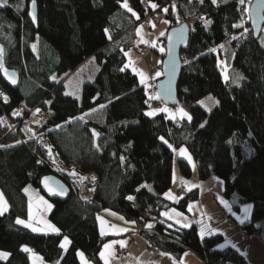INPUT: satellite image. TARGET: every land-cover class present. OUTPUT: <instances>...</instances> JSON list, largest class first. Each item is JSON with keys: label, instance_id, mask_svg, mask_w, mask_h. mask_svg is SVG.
Here are the masks:
<instances>
[{"label": "trees", "instance_id": "obj_1", "mask_svg": "<svg viewBox=\"0 0 264 264\" xmlns=\"http://www.w3.org/2000/svg\"><path fill=\"white\" fill-rule=\"evenodd\" d=\"M251 2L128 0L137 19L122 6L123 0H35L37 25L31 20L32 0H7V6L0 7L5 67L20 76L19 86L11 88L0 72V90L9 98L5 102L0 97V114L18 107L27 112L16 132L0 125V193L7 204L0 215V250L9 254L0 257V264H31V251L50 264H81L79 251L94 264H103L101 249L111 239L99 232V209L79 200L70 177L54 169L45 147L29 131L30 120L47 110L53 116L40 133L67 167L97 174L95 198L101 208L137 225L157 250L176 257L191 250L206 264H248L237 250L221 247L222 235L201 239L197 225L178 227L164 213L171 207L187 211L198 198L196 190L175 200L165 195L172 187L173 148L185 146L200 180L215 176L224 182L227 199L238 198L235 212L252 205L242 227L245 234L264 241V43L251 29ZM153 3L158 7L153 9ZM150 15L170 22V29L183 23L191 27L189 44L181 51L178 84V106L191 121L164 112L147 115L148 92L125 67L135 28ZM237 24L243 26L234 27ZM224 43L233 49L234 64L244 75L240 84L224 79L212 51ZM91 58L98 63L97 74L84 81L79 97L69 94L67 80ZM164 58L165 52L161 69ZM207 96L216 99L210 111L201 104ZM179 166L183 176L192 175L186 159H179ZM52 174L70 187L67 198L49 199V219L59 232L34 233L16 223L28 216L25 189L32 187L46 197L40 184ZM151 222L153 229H148ZM65 236L70 240L66 252L61 247ZM25 246L31 251H24Z\"/></svg>", "mask_w": 264, "mask_h": 264}, {"label": "crops", "instance_id": "obj_2", "mask_svg": "<svg viewBox=\"0 0 264 264\" xmlns=\"http://www.w3.org/2000/svg\"><path fill=\"white\" fill-rule=\"evenodd\" d=\"M150 21L151 20L146 19V21H143L142 23L138 24L135 28V33L137 32V29L139 28L140 25L146 22L150 23ZM169 29H170V25L168 21L167 23L162 22L161 24L158 25L156 29H154L155 34L158 35V40L160 43L163 42L162 38L167 35ZM161 33L164 34L161 35ZM81 67H79L76 70V72L79 71ZM149 70L152 79L159 77L161 78L162 69L159 66L158 67L151 66V69ZM156 73H160V75H156ZM183 158L190 163L193 169V173L190 176V178L183 176L179 169V165L177 166L176 163H174L172 187L168 192H171L176 199H179L181 198V194L179 193V188L181 185H183L184 187H186L188 193L196 190L198 193V198L189 203V205L192 206L191 211H189V205L187 211H181L176 207H171L167 211V213H169L172 216L171 219L172 223L178 227L184 228L181 226V224L176 223V220L180 219L182 223L188 222L190 223L191 226L197 225L200 232H201V228L203 227L206 233L205 236L209 235L207 234L209 228L216 229L217 232L213 234L222 235L224 238V242L222 245H227L222 248L229 247L237 250L240 254H242L246 258L248 264H264V241L257 236L248 235V237L245 238L244 236L247 234H245V231L243 230L242 227V223H240V219L245 218L246 206L250 204L242 205L240 207V210L238 212H235L233 208H235V206L237 205L238 198L236 196H234L232 199H227L225 197L224 182L215 176H211L206 180H200L197 175V170L193 166L192 162L186 156H184ZM31 191H32V196L28 194L29 205H31V208L29 207L28 209L27 218L21 220H24L26 223H31L32 225V223H34L35 219L37 218V215L39 214L38 205L39 203H41L39 201L41 195L39 191L34 188H32ZM170 200H175V199H170ZM221 200L226 201L231 206V209L229 210L228 208H226L224 204L221 203ZM49 205H51V207L49 208L47 205L46 208L48 213H50V211L53 208V204L51 203V201ZM173 209H175V212L182 213L183 216L177 217L175 215V212L172 211ZM231 210L234 211V215H235L234 221L237 225L235 229H231L227 222V216H230L229 214ZM30 213H31V218H30ZM113 213L115 215H113ZM250 215L251 212L248 215V218L250 217ZM118 217H123V216L111 210H105L103 208L101 212L97 211L100 234L102 236L111 237V239H109L101 249V252H103L105 255V259H107L108 261V264H206V262L203 259H201L195 252L191 250H187L180 257H176L172 253L164 252L160 250L153 253L148 248V244H149L148 240L145 238L144 235H142L139 232V227L125 220L124 217L123 220L119 219ZM247 219H245V221ZM150 224L154 226L152 222ZM21 225L25 226L24 224ZM53 226H55V228L58 229L56 225ZM28 228L32 230V228L30 227ZM121 228L126 229V231L119 232L118 229ZM48 229H49V233H57L52 231L50 228ZM148 229H153V227L151 228L148 227ZM67 241L68 243H65V238H63L62 244H64L63 247L64 252H66L70 246L69 240ZM120 241L126 242L124 246H121ZM229 241L231 243H228ZM232 244H234L235 247H232ZM105 245H110V247L106 249ZM120 251L123 252L121 257L118 256V253ZM80 253L83 252L81 251L78 252V258L81 264H85V262H87V264H94L85 256L84 253L82 258ZM30 259H31V264H47V262H45L40 255L34 253L33 251H31L30 253ZM105 259L101 258L103 264H105ZM229 264H234V263H229Z\"/></svg>", "mask_w": 264, "mask_h": 264}, {"label": "rangeland", "instance_id": "obj_3", "mask_svg": "<svg viewBox=\"0 0 264 264\" xmlns=\"http://www.w3.org/2000/svg\"><path fill=\"white\" fill-rule=\"evenodd\" d=\"M250 6V5H249ZM175 9H173L174 12ZM147 20H150L149 18ZM165 20L162 18V21L160 23L153 22L152 20L150 23L146 22L143 23L142 25L139 26V34H138V29H137V36L135 39L134 46L130 48L129 50L126 51L127 55V65L128 67L133 71L135 68L137 71H142L145 74V82L143 83V86L146 88L149 99H150V106L147 111V113H153V115H157L160 112H164L166 114H169L174 117H181L180 116V109H182L180 106H169L165 105L162 102H159L155 98L151 97H157L158 92L156 90V85H157V80L160 78H154L152 79L150 70L151 66H159L161 63V55L166 52V47L163 45V42L160 43L158 40V35L155 34L154 29L158 27L159 24L162 22L164 23ZM170 25V22H169ZM167 36V35H166ZM162 38V41H165V37ZM262 42L264 43V29L262 32ZM155 44V47L152 45ZM223 47L217 46L215 47V53L218 56L219 63L221 65L222 71H223V77L225 79V76L228 77L229 80H231L234 84H240L242 79L244 78V75L242 71L234 64V54H233V49L229 46V43H224L222 44ZM0 48H2L0 46ZM160 48H163L164 51L161 52ZM140 49H144L145 53L141 54L139 53ZM35 50H37V44H35ZM97 69L99 70L98 63L96 59H88L86 60L82 67L79 69V71L75 72L72 74L71 77L67 80V92L73 96L79 97L81 95V86L84 83V81L87 80H92L95 75L97 74ZM134 72V71H133ZM137 74V72H134ZM138 75V74H137ZM163 76V73L161 77ZM139 80L141 81V77L138 75ZM202 106L206 108L207 110H211V108L216 104V99L213 96H207L203 100H201ZM167 109L168 111H165ZM48 114V116H47ZM151 115V116H153ZM48 117H50L49 113L46 112V114H43L42 112H39L36 117H34L32 120H30L28 128L31 131L33 135H39L40 130L42 129L43 126L46 125V121L48 120ZM45 119V121H44ZM36 123V124H35ZM181 148L186 149L187 154L190 155L191 157V162L193 166L196 168V164L194 161L193 156L187 149V147L182 146L180 148H173L176 149L175 151V163L178 166L179 165V158H183L184 156L180 155L179 150ZM187 157V156H186ZM180 169V166H179ZM181 171V170H180ZM190 178V177H188ZM32 187H29L27 189V193L32 196ZM41 195V194H40ZM40 197H43V201H47V204H45L41 199L39 201V214L37 215V218L35 219L34 223H32L31 228H37L39 231H33L34 233L38 234H45L49 233L48 225H54L51 220L49 219V213L47 211V205H49L50 200L41 195ZM35 200V199H34ZM230 216H227V222L228 225L231 229L236 228V223L233 221V224L229 221V218H232L234 220V212L231 210ZM236 225V226H235ZM67 237V236H65ZM64 237V238H65ZM245 238L247 237L244 236ZM67 240H69V237H67ZM70 242V240H69ZM27 247V246H25ZM24 247V248H25ZM28 248V247H27ZM68 250V249H67ZM0 253H7L5 251L0 250ZM3 259H7L8 256L6 257H1ZM50 264V263H47Z\"/></svg>", "mask_w": 264, "mask_h": 264}, {"label": "water", "instance_id": "obj_4", "mask_svg": "<svg viewBox=\"0 0 264 264\" xmlns=\"http://www.w3.org/2000/svg\"><path fill=\"white\" fill-rule=\"evenodd\" d=\"M32 12H33V6L31 4L30 8V15L32 22L37 25L38 23V13H37V7L35 3V21L32 19ZM251 15L252 19L250 20L251 29L253 32V35L256 39L260 38L264 29V0H252L248 15ZM255 21V23H253ZM190 33H191V27L188 23H183L179 26L173 27L169 29L167 36H166V52H165V58L162 62V73L163 76L160 80H158L156 85V90L158 92L159 100L164 103L165 105H173L176 106L179 103V97H178V84L179 80L182 74V58H181V51L186 49L189 44L190 39ZM171 37V41L169 38ZM3 59V57H2ZM3 65L5 67V62L3 59ZM8 72L15 73V76L12 77L16 80V83H11L10 79L7 78L4 75V72L0 70L1 77L4 80V82L11 88H17L20 84V76L19 74L13 70L8 69ZM51 178L48 183L49 185L59 190V188L63 187L67 190L65 195H52L47 188L44 186V178L41 181L40 188L46 195L48 199H65L70 194V187L66 183L65 180H63L61 177L52 174L49 176H46Z\"/></svg>", "mask_w": 264, "mask_h": 264}, {"label": "snow or ice", "instance_id": "obj_5", "mask_svg": "<svg viewBox=\"0 0 264 264\" xmlns=\"http://www.w3.org/2000/svg\"><path fill=\"white\" fill-rule=\"evenodd\" d=\"M149 2H150V0H149ZM200 2L203 3V0H200ZM239 2H240L241 4H244V3H245V0H239ZM212 3H213V4L217 3V0H212ZM6 6H7V0H0V7H6ZM32 6H33L32 19H33V21H35V0H32ZM122 6H123L124 8H126L129 12H132V14H133L134 16H136L137 19H139V16H138V15H137V14L131 9V7H129L128 0H123V4H122ZM151 7H152L153 9H155L156 7H158V5H156V4L153 3V4H151ZM163 11H164V12H167L168 9H167V8H164ZM248 18H249V19H252V17H251L250 14H249V17H248ZM165 23H167V21H165ZM253 23H255V21H253ZM242 26H243L242 24L234 25V27H242ZM105 31H107V30H105ZM245 31H247V29H245ZM138 34H139V29H138ZM163 34H164V33H161V35H163ZM110 38H111V37H109V39H110ZM233 39H237V37L234 36ZM169 40L171 41V37L169 38ZM152 46L155 47V44H153ZM221 47H223V45H221ZM33 48H35V45H33ZM160 51L163 52L164 49H163V48H160ZM212 51H215V49H213ZM126 55H127V53H126ZM2 57H3V49L0 48V70H2V71L4 72V75H5L7 78L10 79L11 83L15 84V83H16V80L12 78V77L15 76V73H11V74H10V73L8 72V70H7L6 68H4ZM125 67H128V65H126ZM122 70H123V69H122ZM133 71H134V72H137V74L141 77V83H144V82H145V74H144L142 71H137L135 68L133 69ZM156 75H160V73H156ZM53 79H55V77H53ZM227 79H228V77L225 76V80H226V81H227ZM0 97H3V99H4L5 102L8 101V97H7L6 95H4L2 92H0ZM151 98L159 99L158 96H157V97H151ZM49 103H50V102H49ZM201 103H203V102H201ZM101 107H103V106H101ZM37 111H39V110H37ZM165 111H168V110L165 109ZM209 111H210V109H209ZM13 114H14V115H19L20 113H19V111H17V112H15V113H13ZM147 115H153V113H147ZM180 116H181V118H185V117H187V119H188L189 121H191V116L188 115V113L185 112L183 109H180ZM173 118H175V117L173 116ZM2 122H3V120H2V118H0V123H2ZM203 126H204V125L202 124L201 127H203ZM29 131H30V130H29ZM30 138H31V137H30ZM161 139L163 140L162 137H161ZM164 142L167 143V141H164ZM168 146H169L170 148L172 147L170 144H169ZM173 151H176V149H173ZM179 153H180V155H182V156H187V158H188L189 160H191V157H190V155L187 154L186 149L181 148V149L179 150ZM49 155H51V149H50V147H49ZM71 174H72V175H76V173H75L74 171H73V173H71ZM50 179H51V178H49V177H45V178H44V186H45V188H47L48 191H49L52 195H65L66 192H67V190L64 189L63 187L59 188V190L52 188V187L49 185V183H48V181H49ZM82 179H86V178H82ZM93 179H95V177H93ZM149 190H151L150 187H149ZM25 191H27V189H25ZM165 195H166L169 199H176V198L172 195L171 192L165 193ZM40 199L43 201V197H41ZM128 199H129V200H132V199H134V198L131 197V196H129ZM43 202H44L45 204H47V201H43ZM221 203L224 204V206H225L226 208H228L229 210L231 209V206H230L226 201L221 200ZM29 207L31 208V205H29ZM48 207L50 208L51 205H48ZM251 209H252V205H247V206H246V208H245V218H244V219H240V223L243 224V223L245 222V219L248 218V215L250 214ZM6 210H7V204H6V201L3 200V195H2V193H0V215H2L3 212L6 211ZM191 210H192V206L189 205V211H191ZM172 211L175 212V209H173ZM113 215H115V214L113 213ZM164 215L167 216L169 219H172V216H171L169 213L166 212V213H164ZM175 215H176L177 217H182V216H183V214H182V213H179V212H175ZM30 218H31V213H30ZM118 218L121 219V220H123V217H118ZM16 223H18V224H24L26 227H30V228L32 227L31 223H26L24 220H21V219H17ZM176 223H177V224H181V226L184 227V228H187V227H190V226H191L190 223H188V222H183V223H182L180 219H177V220H176ZM171 226H172V225H169V227H171ZM113 227H115V226H113ZM147 227L151 228V227H153V225H152V224H148ZM48 228H50V229H51L52 231H54V232H57V233L59 232V229L55 228V226H53V225H50V224H49V225H48ZM32 230H33V231H39V229H37V228H32ZM118 231H119V232H124V231H126V229L121 228V229H118ZM215 232H217L216 229H211V228H209L207 234L211 235V234H213V233H215ZM102 234H103V232H102ZM205 234H206V233H205V230H204V228L202 227V228H201V232H200L201 239L204 238ZM65 243H68V241H67V237H65ZM120 243H121V246H124V244H125L126 242H125V241H120ZM228 243H231V242L229 241ZM225 246H227V245H221V247H225ZM61 247L63 248V247H64V244H61ZM109 247H110V245H105V248H106V249L109 248ZM232 247H235V245L232 244ZM24 251H26V252H30L31 250L28 249L27 247H25V248H24ZM8 255H9L8 253H0V257H6V256H8ZM80 255H81V257L83 258V253H80ZM100 256H101L102 259H105V255H104L103 252L100 253ZM38 259H39V258H38ZM85 264H87V262H85ZM105 264H108L107 259H105Z\"/></svg>", "mask_w": 264, "mask_h": 264}, {"label": "built area", "instance_id": "obj_6", "mask_svg": "<svg viewBox=\"0 0 264 264\" xmlns=\"http://www.w3.org/2000/svg\"><path fill=\"white\" fill-rule=\"evenodd\" d=\"M150 20L156 23H160L162 21V18H160L158 15H150L148 17ZM141 53H144V50L140 51ZM1 92V90H0ZM6 95L5 93H3ZM7 96V95H6ZM8 97V96H7ZM3 99V97H2ZM4 100V99H3ZM9 100V98H8ZM19 111V115H14L13 113ZM47 113H49L50 117H48V120L53 116V112L51 110H47ZM46 112H42L43 114H46ZM27 114L26 109L23 107H18L15 111H12L10 113H2L0 114V118H2L3 122L0 123L3 127L6 129H9V132H16L17 128L19 126V121L25 118V115ZM48 116V114H47ZM36 117V116H35ZM47 120V121H48ZM45 121V119H44ZM46 121V123H47ZM38 137V142L40 145L44 146L47 152V156L50 159V162L52 163L54 169L61 173L62 175L68 176L71 179V185H73L76 190H77V195L78 198L81 202L87 203L91 206H93L96 209H99V212H101V204L96 200L95 198V188L98 183V176L96 173H86V174H80L76 169H70L65 165V163L57 158L55 155L53 149L51 146H49L47 137L43 134L40 133L37 135ZM49 147L51 149V155H49ZM73 171L76 173V175H72ZM95 177V179H93ZM86 178V179H82ZM179 193L181 195H185L188 193L186 187L183 185L180 186L179 188ZM229 221L231 224H233V219L229 218ZM247 237V235H245ZM148 248L150 251L153 253L157 252V248L155 247L154 244L149 243ZM123 254L122 251L118 253V256L121 257Z\"/></svg>", "mask_w": 264, "mask_h": 264}, {"label": "bare ground", "instance_id": "obj_7", "mask_svg": "<svg viewBox=\"0 0 264 264\" xmlns=\"http://www.w3.org/2000/svg\"><path fill=\"white\" fill-rule=\"evenodd\" d=\"M33 112V111H32ZM36 124V123H35ZM236 226V225H235Z\"/></svg>", "mask_w": 264, "mask_h": 264}]
</instances>
